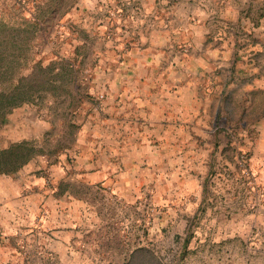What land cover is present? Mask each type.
<instances>
[{
	"label": "rangeland",
	"instance_id": "1",
	"mask_svg": "<svg viewBox=\"0 0 264 264\" xmlns=\"http://www.w3.org/2000/svg\"><path fill=\"white\" fill-rule=\"evenodd\" d=\"M0 22L21 74L78 90L0 128L43 146L0 175V264H264V138L228 89L264 0H0Z\"/></svg>",
	"mask_w": 264,
	"mask_h": 264
},
{
	"label": "trees",
	"instance_id": "2",
	"mask_svg": "<svg viewBox=\"0 0 264 264\" xmlns=\"http://www.w3.org/2000/svg\"><path fill=\"white\" fill-rule=\"evenodd\" d=\"M19 32V29L0 22V128L15 108L48 93L61 101L68 95H78L74 85L68 88L77 81V76L72 71H57L56 67L37 64L30 74H21L23 59L15 49H11L19 44ZM64 92L65 96L62 98ZM41 152L43 146H38L33 140L13 143L6 149L0 148V175L20 170Z\"/></svg>",
	"mask_w": 264,
	"mask_h": 264
},
{
	"label": "crops",
	"instance_id": "3",
	"mask_svg": "<svg viewBox=\"0 0 264 264\" xmlns=\"http://www.w3.org/2000/svg\"><path fill=\"white\" fill-rule=\"evenodd\" d=\"M262 37L264 44V33ZM258 50L260 51L258 57L255 56L251 63L241 68H233L232 73L236 76L228 89H231L232 103L234 107L238 108L241 115L249 116L254 112L253 116L256 118H253L252 121L259 125L262 138H264V45L254 47L255 53H258ZM222 86V83L218 86L221 90L220 97L224 90ZM252 121L249 119L243 123L248 126ZM25 136V129H17L12 133V140H20Z\"/></svg>",
	"mask_w": 264,
	"mask_h": 264
}]
</instances>
